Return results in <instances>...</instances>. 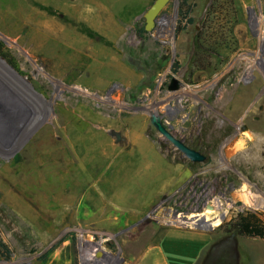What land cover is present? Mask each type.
Returning <instances> with one entry per match:
<instances>
[{"label":"rangeland","instance_id":"374dc122","mask_svg":"<svg viewBox=\"0 0 264 264\" xmlns=\"http://www.w3.org/2000/svg\"><path fill=\"white\" fill-rule=\"evenodd\" d=\"M154 1L0 0V264L65 238L73 264H127L170 228L208 236L197 264H264V239L234 230L241 213L264 223V0H239L236 44L200 70L213 0L181 26L171 0L147 32Z\"/></svg>","mask_w":264,"mask_h":264},{"label":"trees","instance_id":"16d2710c","mask_svg":"<svg viewBox=\"0 0 264 264\" xmlns=\"http://www.w3.org/2000/svg\"><path fill=\"white\" fill-rule=\"evenodd\" d=\"M238 3L239 0H213L202 23L201 31L197 35L198 47L193 61V67L195 69H203L205 65H201V63L206 57L209 59V57L218 56L221 49L231 44H236L233 26L238 22ZM191 12L192 6L190 0H181L179 9L180 26L184 21H186L188 25L194 24V19L190 17ZM222 16H225V18L229 17V25L227 28L218 25ZM180 30H183V28ZM208 66H211V61ZM234 230H237V234L240 237L264 239V223L252 213L239 214ZM67 240H69V238L62 239L56 246L61 245ZM49 252L38 259L40 264H46ZM11 258L12 252L10 248L0 239V260L10 261Z\"/></svg>","mask_w":264,"mask_h":264},{"label":"crops","instance_id":"0c3cea01","mask_svg":"<svg viewBox=\"0 0 264 264\" xmlns=\"http://www.w3.org/2000/svg\"><path fill=\"white\" fill-rule=\"evenodd\" d=\"M209 245L208 236L201 231L170 228L159 242L127 264H197ZM74 260V244L67 240L49 252L46 264H73Z\"/></svg>","mask_w":264,"mask_h":264},{"label":"water","instance_id":"95a60500","mask_svg":"<svg viewBox=\"0 0 264 264\" xmlns=\"http://www.w3.org/2000/svg\"><path fill=\"white\" fill-rule=\"evenodd\" d=\"M171 0H155L151 7L147 10L144 15L145 18V30L147 32H152L156 28L157 19L159 14L164 10V8L169 4ZM172 90L177 89V81L174 80V86L171 88ZM157 130L169 141L173 144V146L181 151L188 159L193 162H204L206 160L205 155L195 151L194 149L187 146L182 140L178 137L174 136L170 133L168 128L162 125L160 122L156 124ZM197 222L202 220L203 218L197 217ZM102 253V252H101Z\"/></svg>","mask_w":264,"mask_h":264},{"label":"flooded vegetation","instance_id":"af4514ba","mask_svg":"<svg viewBox=\"0 0 264 264\" xmlns=\"http://www.w3.org/2000/svg\"><path fill=\"white\" fill-rule=\"evenodd\" d=\"M168 130L170 131L171 134H173L174 136H178L176 133L173 132L172 128H168ZM180 140H182L187 146H189L190 148L194 149L195 151L205 155L206 159H207V153L206 151H204L202 148L190 143V142H187L186 140H184L182 137H179ZM190 160V159H189ZM193 162V161H192Z\"/></svg>","mask_w":264,"mask_h":264}]
</instances>
